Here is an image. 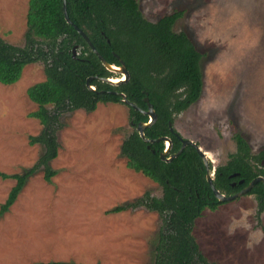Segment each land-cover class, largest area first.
Returning a JSON list of instances; mask_svg holds the SVG:
<instances>
[{"label":"rangeland","instance_id":"1","mask_svg":"<svg viewBox=\"0 0 264 264\" xmlns=\"http://www.w3.org/2000/svg\"><path fill=\"white\" fill-rule=\"evenodd\" d=\"M29 1L0 0V38L9 44L26 43ZM136 1L152 23L183 12L173 31L202 54L201 96L175 115L174 129L206 153L214 178L237 152V133L253 154L264 150V0ZM45 80L38 61L17 83H0L2 174H24L45 151L30 143L43 125L30 117L39 106L28 95ZM59 123L58 157L50 162L57 174L48 182L40 167L0 215V264H154L164 219L145 206H127L147 195L162 198L163 188L127 167L122 147L136 130L129 106L99 103L93 112L62 113ZM16 182L0 177V209ZM193 235L212 264H264V213L258 215L254 195L205 210Z\"/></svg>","mask_w":264,"mask_h":264},{"label":"trees","instance_id":"2","mask_svg":"<svg viewBox=\"0 0 264 264\" xmlns=\"http://www.w3.org/2000/svg\"><path fill=\"white\" fill-rule=\"evenodd\" d=\"M67 12L109 64L119 66L120 60L126 63L130 77L119 85L96 79L116 75L106 69L83 36L67 22L63 0L29 1L25 45L15 46L0 38V83L13 85L21 79L27 65L44 62L46 80L29 88L28 95L39 106L30 117L43 125L41 134L31 137L30 143L42 144L45 151L39 162L22 175L0 173L4 179L17 181L1 206L0 215L9 211L28 178L40 167H44L48 182L57 174L50 162L58 157L56 133L62 113L79 109L93 112L99 103L122 102L117 93H124L140 109L129 106L130 124L136 130L122 147L127 167L163 188L162 198L147 195L127 206H145L164 219L166 228L156 246L154 264H212L200 251L193 230L205 210L215 211L223 202L215 197L206 179L202 158L195 148L187 146L179 157L165 162L160 154L166 143H147L137 130L140 122L150 121L142 112L148 109V96L157 121L146 128V137H168L172 142L170 154L181 148L182 137L174 127L171 130L170 124L174 125L175 115L195 103L203 90L202 54L185 33L173 31L183 12L152 23L144 18L136 0H67ZM91 77L90 85L95 91L87 86ZM235 139L237 152L225 166L216 169L214 178L216 188L227 196L238 193L258 176L264 177V168L250 166L252 160L259 164L264 161V150L255 155L241 134L237 133ZM249 194L257 199L258 215L264 213V183L255 185Z\"/></svg>","mask_w":264,"mask_h":264},{"label":"water","instance_id":"3","mask_svg":"<svg viewBox=\"0 0 264 264\" xmlns=\"http://www.w3.org/2000/svg\"><path fill=\"white\" fill-rule=\"evenodd\" d=\"M63 6H64V14H65V18L67 20V22L71 25H73L75 27V29L79 32V34H81L83 36V38L86 40V42L89 44V46L92 48V50L97 54V56L99 57V59L101 60V62L103 63V65L106 67L107 70H109L110 72H117V73H121L124 75L125 79L124 80H119L118 82H114L112 78H99V77H95L96 79L103 81V82H107L113 85H119L125 81H127L130 77L129 72L127 70L126 67V63L123 60H120V68H116V66L109 64L104 58L103 56L96 50V48L94 47L93 43L91 42L90 38L86 35V33L80 29L76 24H74L72 22V20L70 19L68 12H67V0H63ZM73 53L74 56L76 54V48L73 49ZM93 79V77L88 78L87 80V86L95 91V88L92 87L90 85L91 80ZM121 99L122 102L125 103L128 106H131L133 108H135L136 110H140L139 107L130 102L127 98L126 95L124 93H117ZM145 102L147 103L148 109L147 110H142V112L146 115L149 116L150 121L148 123L145 122H140L137 126V130L141 136V138L147 142V143H156V142H166L167 148L164 152H162L160 154V158L165 161V162H171L172 160H174L175 158L179 157L184 149L187 146H192L193 148H195V150L198 152V154L200 155V157L202 158L204 164H205V168H206V179L208 181V183L210 184L215 197L220 201V202H233L236 199L248 195L252 189L254 188L255 185H257L258 183H264V177L263 176H258L257 178H255L254 180H252L247 187H245L244 189H242L241 191H239L238 193L231 195V196H227L223 193H221L215 186L214 184V175L212 173V169L210 166V162L208 160V157L206 155V153L200 148L199 145H197L195 142H193L192 140L189 139H184L181 138V148L180 150L172 155H169L170 153V148L172 146V142L168 137H160L158 139H148L145 135V130L148 127H151L156 121H157V113L155 111L154 105L151 103L150 98L147 96L145 98ZM170 128L171 130H173V125L170 124ZM264 164V161L262 162ZM238 174H235L233 176H237ZM240 183H243V181H241Z\"/></svg>","mask_w":264,"mask_h":264},{"label":"flooded vegetation","instance_id":"4","mask_svg":"<svg viewBox=\"0 0 264 264\" xmlns=\"http://www.w3.org/2000/svg\"><path fill=\"white\" fill-rule=\"evenodd\" d=\"M76 52H77V50H76ZM95 54H96V53H95ZM96 55H97V54H96ZM119 60H120V59H119ZM114 66H115V65H114ZM126 67H127V66H126ZM116 68H120V65H119V66H116ZM113 73L117 74V72H113ZM123 76H124V75H123ZM123 76H122V77H123ZM122 77H119V78H122ZM115 78H116V77H115ZM115 78H112V79H115ZM117 78H118V77H117ZM149 119H150V118H149ZM173 127H174V125H173ZM181 137H182V136H181ZM182 138H183V137H182ZM165 143H166V142H165ZM167 145H168V144L166 143L165 150H166V148H167ZM171 147H172V146H171ZM170 149H171V148H170ZM174 154H175V153H174ZM169 155H172V154L169 153ZM226 164H227V163H226ZM226 164H225V165H226ZM225 165H222V166H225ZM204 166H205V164H204ZM210 166H212V165L210 164ZM250 166H264V164H263V163H260V164H259V163H251Z\"/></svg>","mask_w":264,"mask_h":264},{"label":"bare ground","instance_id":"5","mask_svg":"<svg viewBox=\"0 0 264 264\" xmlns=\"http://www.w3.org/2000/svg\"><path fill=\"white\" fill-rule=\"evenodd\" d=\"M124 79H125V77L117 78V79L115 78V79H113V81H114V82H118L119 80H124Z\"/></svg>","mask_w":264,"mask_h":264}]
</instances>
